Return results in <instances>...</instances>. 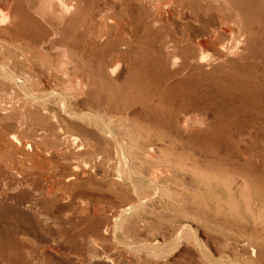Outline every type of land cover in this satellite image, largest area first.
<instances>
[{
  "label": "rangeland",
  "instance_id": "1",
  "mask_svg": "<svg viewBox=\"0 0 264 264\" xmlns=\"http://www.w3.org/2000/svg\"><path fill=\"white\" fill-rule=\"evenodd\" d=\"M93 233L264 264V0H0V264H111Z\"/></svg>",
  "mask_w": 264,
  "mask_h": 264
},
{
  "label": "bare ground",
  "instance_id": "2",
  "mask_svg": "<svg viewBox=\"0 0 264 264\" xmlns=\"http://www.w3.org/2000/svg\"><path fill=\"white\" fill-rule=\"evenodd\" d=\"M64 7H68V4L64 3ZM4 13L5 12H2L3 15H4ZM6 14H9V13L6 12ZM232 21H233V19H232ZM220 48H221V46L220 47H215V50L218 52V54H222ZM200 58L201 57L196 58V59L197 60H201ZM119 66H120V62L118 61L116 64L112 65V67L110 68V72L111 73H116L118 71V69H119ZM247 153L250 154V152H248V151H247ZM32 157H33V162H34L35 166L41 169L43 175H39V174H36V173L32 174L31 178H30L32 181L30 183L28 182L27 184L34 186V185H36L38 183L39 180H36L34 175H37V178L42 176V178H44L45 180L49 179V178L52 179V180H56L58 178V177H55L56 173L53 172V174H52L51 172H45L44 171V165H43L44 158L41 156L40 153H38V152L33 153ZM53 176L55 177V179H54ZM69 179L70 178H68V180ZM149 183L154 184L155 181H153L152 179H149ZM128 210H129V207H123L121 209V211H120V215L122 216V215L127 214ZM93 234L97 235L98 236L97 239H100V241L102 239L105 241V242L98 241L99 244H101V247H102V250H103L99 254L105 255L106 259L109 262H111V264H126L125 261H124V259H126V257L124 256L122 251L118 252V254H119L118 258L112 257L113 246L111 244H109V243H106L107 240H109V238L106 236L107 233H93ZM114 236H115L116 239H118V234L117 233ZM118 240H119L120 244H122V245H124V246H126V247H128L130 249L131 248H133V249L135 248L136 250H139V251L143 252L145 254V256H154L160 250L159 247L154 246V245H140V244L139 245H135V244L129 243L126 240H123V239L122 240L118 239Z\"/></svg>",
  "mask_w": 264,
  "mask_h": 264
}]
</instances>
